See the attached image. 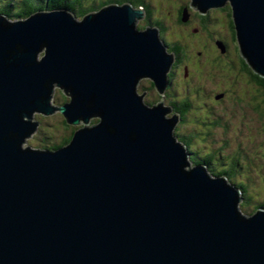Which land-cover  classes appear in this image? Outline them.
Listing matches in <instances>:
<instances>
[{
    "label": "water",
    "instance_id": "obj_1",
    "mask_svg": "<svg viewBox=\"0 0 264 264\" xmlns=\"http://www.w3.org/2000/svg\"><path fill=\"white\" fill-rule=\"evenodd\" d=\"M227 2L240 53L264 77V0L190 6ZM144 17L131 4L81 20L0 14V264H264V211L239 214V190L192 166L178 115L136 91L145 78L162 95L174 59L156 27L136 29ZM56 90L69 101L53 105ZM56 112L83 125L69 144L23 148L33 116Z\"/></svg>",
    "mask_w": 264,
    "mask_h": 264
},
{
    "label": "flooded vegetation",
    "instance_id": "obj_2",
    "mask_svg": "<svg viewBox=\"0 0 264 264\" xmlns=\"http://www.w3.org/2000/svg\"><path fill=\"white\" fill-rule=\"evenodd\" d=\"M145 5L147 4L145 3ZM223 10H225L223 11L225 19L222 18V21L225 23L224 34L222 36L224 40L216 39L211 41L204 38L201 34L204 26H196L192 20V15L183 20H180V18L175 16V13L169 15L168 18L173 17L172 21L178 29V34L173 37L175 40L168 45V52L174 56L172 66L168 73L169 83L165 92L161 96L157 94L153 87L143 88L142 92L147 93L146 103H151L153 106L158 100L163 101L166 108H169L170 110L172 109L171 114L181 109H186V114L190 117L200 112H205L211 116L215 114V107L225 101L230 94L228 95V91H216L213 89L214 83L217 79L213 69H218L216 66L219 65L226 66L230 64L231 66L233 60L235 61V64L240 61L238 58L240 54L238 53L235 45L236 42L230 31L231 27L229 28L230 19L227 16L228 9L225 7ZM213 11L219 12V9H214L209 12ZM208 15L209 13L203 16H206L207 19L209 18ZM198 16L200 17L202 15ZM172 45L178 46L179 50H170V46ZM204 52H211V61L218 60L220 63L217 62V64H213L209 61L207 63L208 66L205 67L202 62H206L208 58L203 56ZM220 60H223L222 63ZM235 69H237V67ZM240 72H242V75L246 73L241 68ZM254 82L255 83H252L250 77L247 78V85L250 89L248 98L247 94L243 92L242 98L245 99H242L243 102L238 101L240 105L247 104V108L251 112V115L258 117L257 120L252 118V116L250 118L248 128L252 133V138L247 143L249 146L243 148L241 144H239L238 151L230 154L232 156H230L224 164L219 160V152L223 147L229 144L228 138L223 141V146L220 150L217 152L207 151L208 153H206L210 154L212 157L214 156L212 165L215 163L218 166L215 173L227 172L230 179L237 180V183H232V185L240 189L241 200L239 208L241 211H244V213L258 210L257 207L260 200H264V120L260 118V112L264 106V95L260 93V89L256 86L257 82ZM248 87L244 85V90H248ZM227 90H229V88ZM229 92L233 94L234 90L231 89ZM191 100H198L197 106L199 108H194L191 104ZM220 119H222V117H220ZM208 120H210V118L208 115L204 114L197 118V129L194 130L196 137L200 136L201 138L206 139L212 136V128L218 126L219 122ZM184 121V117L179 120L174 133H176L175 131L180 125L182 126ZM62 123L65 126V122L62 121ZM202 125H204L203 129L200 128ZM242 127L247 128V125L244 126L242 124ZM76 129L77 128H74L73 131ZM182 129H184L183 126ZM70 134L71 132L66 137H69ZM243 149L246 156L241 154ZM186 150L191 164L193 166L199 165L200 160L197 158L199 153L192 149V147L186 146ZM202 154H204L203 156H206L204 151ZM224 165H227V169Z\"/></svg>",
    "mask_w": 264,
    "mask_h": 264
},
{
    "label": "rangeland",
    "instance_id": "obj_3",
    "mask_svg": "<svg viewBox=\"0 0 264 264\" xmlns=\"http://www.w3.org/2000/svg\"><path fill=\"white\" fill-rule=\"evenodd\" d=\"M19 1L21 0H0V8H3L6 6L10 8L9 10H11L12 13H16L17 12L16 5ZM104 1L106 0H81V4L83 5H89L91 3L100 4ZM185 1H187V3L190 2L189 0H144V2L149 6L151 10V16L149 20L146 19V17H144L142 20L137 21L135 23L136 28L141 31L147 28L148 26L154 27L151 23L158 21L162 23L164 27L163 35L161 34L162 41H165V43L168 44V42L175 40L173 37L178 34V29L175 26L174 22L172 21V18L171 17L168 18L169 17L168 11H172L170 5H172V3H175V2H180L184 4ZM12 5H14L15 7L12 8ZM137 9L143 10L142 7H139ZM223 16L224 15L221 14L220 12L210 13V23L208 26L211 32H218L224 29L225 23L224 21H222ZM12 21H15V20H12ZM213 72L215 76H217L216 82L218 84L217 86L214 85L213 89L218 91L219 88H224L226 89V91H228V95L229 94L230 95L219 106L215 107L216 111L213 116L206 114L205 112L197 113L196 115H192L191 117L188 115L187 116L188 119L185 121V128L179 132L182 134L189 133V131L193 127L197 126V118L201 117L203 114L208 115V117L210 118V120L208 121H218L219 125L212 128L213 129L212 136L206 139L202 138L205 144L199 139L193 140L191 147L194 150L201 147V150L204 152H207V151L217 152L218 150L222 148L223 141L228 138L229 144L223 147L219 152V156H220L219 160H221V162L224 164L225 161L227 162L228 158L232 156L230 154L238 151L237 147L239 144H241L243 148H247L249 146L247 143L251 140L252 133L249 131L248 126H249L250 118L252 115H251V112L247 108V104L240 105L239 103H237L238 101L243 102V100L245 99V98H242V95H243V92L247 91V89L244 90V85L246 84H243V83L244 82L247 83L246 81L247 78L243 77L244 79L242 80V83L235 80V83L232 84V86L235 88L236 92L232 94L229 91H231L233 87H228L229 90H227L228 88L226 87V85H230V81L231 79H233V76L228 79L226 84L224 83V79L232 74L227 73L228 71L220 72V70L218 69H213ZM142 79L143 80L139 82L136 91L139 95H141L142 93L145 94L143 97V102L144 104H146L147 93L142 92V90L143 88L147 87V84L144 81L145 78H142ZM249 92H250V89L248 87L247 98H248ZM63 97L65 100H67L65 96ZM62 101H63V98L61 97L60 92L56 90L53 94L52 104L53 105L55 104L56 106H58L62 104ZM159 102L160 101L158 100L157 103ZM191 104L193 105L194 108H199L197 106L198 100L196 101L191 100ZM220 117H222V119H220ZM252 118H255L257 120L258 117L252 116ZM33 120L39 123V127L33 136L25 140L23 144L24 148L30 147L33 149L44 150L42 149L44 146H50L51 144L58 145L59 142L62 140V138H65L74 128L78 129L80 127H83V125L71 126V125H67L66 123L64 126L62 123L64 119L62 115L58 112L48 117H45V116H42L36 113L33 116ZM96 123H97V118L94 117L90 121L89 125L91 126ZM242 124L244 126L247 125V128L242 127ZM200 128L203 129L204 125H202ZM194 130L195 129H193L192 131H193V134L195 135L196 133ZM241 154L246 156L244 149L241 151ZM224 167L227 169V165H224ZM217 168L218 166L215 163L211 166V170H213L214 172H216ZM211 170L209 172L212 174L213 171ZM238 174H239V171H238ZM228 183L236 184L237 180L230 179ZM236 208L240 214L241 210L239 208V204H238V207L236 206Z\"/></svg>",
    "mask_w": 264,
    "mask_h": 264
},
{
    "label": "trees",
    "instance_id": "obj_4",
    "mask_svg": "<svg viewBox=\"0 0 264 264\" xmlns=\"http://www.w3.org/2000/svg\"><path fill=\"white\" fill-rule=\"evenodd\" d=\"M189 1H191V0H189ZM109 4H117V5L131 4L136 9L139 8V7H142L144 9V11H145L146 19L149 20V18L151 16V10H150L148 5H145L144 0H106V1H104L102 3H100V4L91 3L89 5L81 4V0H21L16 5V7H17V12L16 13H12L11 10H9L10 8L5 6L3 8H0V14L4 15L7 19L12 21V20L26 19L29 16H31L32 14H34L36 11H38V10H41V11L42 10L43 11L64 10V11H67L68 13L72 14L76 19L79 20V19L83 18L86 14H88L90 12L91 13L97 12L101 8H103L104 6H107ZM14 7L15 6L12 5V8H14ZM170 7H171L172 11H168V15H172L173 13H175V16L180 18V20L185 19L186 15H187V18L190 15H192L193 16L192 20L196 24V26L197 25H203L204 29L201 31V34H202V36L204 38H206L208 40H211V41L216 40V39L224 40L222 38V36L224 34V29L223 28H222L223 29L222 31L220 30L218 32H211V30H210V28L208 26L209 23H210V13H212V12H208L209 13L208 17L209 18L206 19V16H203V15H206L207 13L206 14H200L199 12L195 11L190 6V2L187 3V1H185L184 4L180 3V2L172 3V5H170ZM225 7H227V9H228L227 16L230 19L229 28L231 27L230 31L232 33L234 41L236 42L235 45H236V48L238 50V53L240 54V56H238L240 61L237 64H235V61L233 60V62H231V64H232L231 66H230V64H228L226 66L219 65V66H216V67L221 72L228 71L227 73L232 74V75H230V76H228V77H226L224 79V83L226 84L228 79L233 76V79H231V81H230V85H226L227 88L228 87H233L232 84L235 83V80L242 83V80L244 78L250 77L252 83H255L254 81L257 82L256 86H258V88L260 89V93H262V95H264V77L258 75L256 72H254L253 69L249 66L247 61L242 57V55L240 53L239 45H238L237 38H236L235 25H234V22H233V19H232V9H231L230 4L227 2L223 7L217 8V9H219V12L224 15L223 11H225V10H223V9ZM213 12H215V11H213ZM198 15H202V16L199 17ZM171 18H173V17H171ZM222 18L225 19V15ZM147 23H149V22H147ZM151 24L158 29L159 38L162 41V35H163V32H164V27H163L162 23H160L158 21H155V22H153ZM162 43L166 47L167 53H169L168 52V45H169V43H172V41L168 42V44H166L165 41H162ZM177 49L179 50V47L176 46V45L170 46V50H172V51H176ZM42 56H43V54H42ZM203 56L205 58H208V60H206V62H202V63H204L205 67H207L208 66L207 63L209 61H211L210 58L212 56V53L211 52H204ZM220 61L222 63L223 60H220ZM211 62L213 64H217V62L220 63L218 60L211 61ZM238 66H240V67H238ZM236 67H237V69H235ZM240 68L244 72H246L245 74L247 76L245 74L242 75V72H240ZM238 72H239V74H238ZM168 77H169V75H168ZM144 81L147 84V87H149V88L153 87L155 89L153 83L150 80H144ZM168 83H169V81H168ZM243 84H246V86L248 87L246 82H244ZM214 85L215 86L218 85L216 81H215ZM232 89L234 90V92H236L234 87ZM218 91H226V89L219 88ZM247 92H248V90L245 92V94H247ZM60 94H61V97L63 98L62 104H64V103L69 101L68 98H67V100L64 99V97H63L64 95L61 92H60ZM263 100H264V98H263ZM146 104H148V106H152L151 103H146ZM171 111H172V109H171ZM186 113H187L186 109H181V110L175 111L173 114H177L179 120L184 117V119L186 121L188 119V117H187L188 114H186ZM260 114H261L260 118L262 120H264V106H263V109L261 110ZM63 121L65 122V120H63ZM185 121L182 124V126L184 128H185ZM97 122H99V120H97ZM178 123H179V121H178ZM178 123L176 124V126L178 125ZM182 126L180 125L177 128V130L175 131L176 133H174V134L178 138V141L181 142L185 147L186 146L187 147H191V144H192L193 140H198L199 139V140H201L203 142V140H202V138L200 136L196 137L193 134L192 130L193 129L196 130L197 126L193 127L189 131V133H185V134H182V133L179 132V131L183 130ZM74 131L73 130L71 131V134H70L69 137L62 138V140L59 142L58 145L51 144L50 146H44L42 149L53 151L55 149H58V148H61V147H64V146L68 145L70 140H71V138H72V136H73V132ZM204 144H203V146H204ZM195 150L197 151V153H199L198 156H197V158L200 160L199 161V165L205 166L207 171L209 172L211 170V166H212V163L214 161V156L212 157L210 154H206L208 152H205L206 156H203L204 154H201V153H203V151L201 150V147L198 148V149H195ZM237 150H238V147H237ZM194 166H197V165H194ZM211 171H213V170H211ZM227 174H228L227 172L226 173H215L214 171L212 172V174L210 173L211 177L213 176L215 178V177H218V176H225V178L229 181L230 177L228 178L229 175H227ZM235 188L238 189L237 187H235ZM238 190L240 191V189H238ZM257 208H258V210H263L264 211V200H260V203H259ZM254 211L248 212V214L254 213Z\"/></svg>",
    "mask_w": 264,
    "mask_h": 264
},
{
    "label": "clouds",
    "instance_id": "obj_5",
    "mask_svg": "<svg viewBox=\"0 0 264 264\" xmlns=\"http://www.w3.org/2000/svg\"><path fill=\"white\" fill-rule=\"evenodd\" d=\"M143 10H144V9H143ZM211 10H213V9H211ZM168 54H170V53H168ZM173 60H174V59H173ZM169 71H170V70H169ZM155 91H156V90H155ZM156 92H157V91H156ZM157 94H158V92H157ZM158 95H160V94H158ZM160 96H161V95H160ZM146 105H147V104H146ZM155 105H156V104H155ZM54 114H55V113H54ZM172 115H174V114H171V112H170V113L168 114L167 117L170 118V117H172ZM51 116H52V115H51ZM38 124H39V123H38ZM78 129H79V128H78ZM37 130H38V128H37ZM35 133H36V132H35ZM35 133H34V134H35ZM34 134H33V135H34ZM33 135H32V136H33ZM23 148H24V147H23ZM58 149H59V148H58Z\"/></svg>",
    "mask_w": 264,
    "mask_h": 264
},
{
    "label": "bare ground",
    "instance_id": "obj_6",
    "mask_svg": "<svg viewBox=\"0 0 264 264\" xmlns=\"http://www.w3.org/2000/svg\"><path fill=\"white\" fill-rule=\"evenodd\" d=\"M208 11H211V9H209ZM24 141H25V139H24ZM241 214L243 216H245V217H251L252 215H254L253 213H251V214H248V213L244 214L243 211H241Z\"/></svg>",
    "mask_w": 264,
    "mask_h": 264
}]
</instances>
